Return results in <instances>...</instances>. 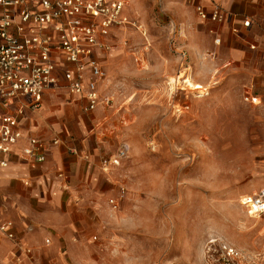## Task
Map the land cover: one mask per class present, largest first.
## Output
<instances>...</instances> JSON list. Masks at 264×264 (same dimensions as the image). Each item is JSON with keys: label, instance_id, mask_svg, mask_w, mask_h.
I'll list each match as a JSON object with an SVG mask.
<instances>
[{"label": "rangeland", "instance_id": "374dc122", "mask_svg": "<svg viewBox=\"0 0 264 264\" xmlns=\"http://www.w3.org/2000/svg\"><path fill=\"white\" fill-rule=\"evenodd\" d=\"M123 2L130 23L108 30L101 82L112 99L113 137L128 145L117 191L99 197L72 250L54 241L39 258L215 264L225 243L239 264H264V215L252 217L238 202L264 188V0H251L250 31L224 28L219 44L211 32L217 23L200 19L187 0ZM182 72L196 88L171 82ZM8 250L0 239V264H12Z\"/></svg>", "mask_w": 264, "mask_h": 264}, {"label": "crops", "instance_id": "0c3cea01", "mask_svg": "<svg viewBox=\"0 0 264 264\" xmlns=\"http://www.w3.org/2000/svg\"><path fill=\"white\" fill-rule=\"evenodd\" d=\"M187 1L194 13L195 4L207 7L217 4L226 13V19L211 28L215 44L220 43L215 39L221 40L220 30L224 28L235 35L252 29L251 15L256 5L251 0ZM244 18L251 20L249 27L242 25ZM246 43L248 48L252 43L256 47L252 41ZM104 54V51H96L102 66ZM99 89L101 92V84ZM21 101L25 103L18 119L22 138L9 153H0V160L7 162L5 167H0V220L12 221L16 241L2 235L0 239L8 245L12 264H53L39 258L40 249L63 240L67 251L72 250L74 240L81 239L78 237L84 235L81 233L95 217L99 197L117 191L119 165H104L103 161L116 153L121 141L113 137L111 105L100 104L93 111H84V96L71 95L64 86L47 89L36 106H32L30 97H23ZM18 105H12L11 110ZM27 136H35L46 144L43 161L38 162L23 153ZM54 139L58 142L53 143ZM106 201L113 207L114 196L108 195ZM37 232L42 238L40 245H37L40 243ZM18 245L29 247L32 259H28Z\"/></svg>", "mask_w": 264, "mask_h": 264}, {"label": "built area", "instance_id": "2783aa9c", "mask_svg": "<svg viewBox=\"0 0 264 264\" xmlns=\"http://www.w3.org/2000/svg\"><path fill=\"white\" fill-rule=\"evenodd\" d=\"M195 13L200 19L218 24L227 16L217 4H195ZM129 23L123 0H0L1 154L9 153L22 138L18 119L25 108L23 97H30L32 106H36L47 89L64 86L71 95L84 96V111H93L100 104L111 105L112 99L104 97L99 89L105 71L96 51L109 50L104 40L109 38V28ZM250 24V19L242 20L244 27ZM219 41L215 39L216 43ZM249 48L254 49L255 45L249 44ZM245 99L258 101L251 94ZM15 103L20 105L11 110ZM26 139L23 153L43 161L44 141L35 136ZM127 154L128 145L121 142L116 153L103 164L118 166ZM6 165V160H0V167ZM238 202L250 216H263L264 188L255 194L240 195ZM0 235L16 241L11 220H0ZM18 246L32 259L29 247ZM239 259L234 247L221 243L213 260L215 264H239Z\"/></svg>", "mask_w": 264, "mask_h": 264}, {"label": "bare ground", "instance_id": "6f19581e", "mask_svg": "<svg viewBox=\"0 0 264 264\" xmlns=\"http://www.w3.org/2000/svg\"><path fill=\"white\" fill-rule=\"evenodd\" d=\"M183 72L178 75L176 78H171V82H177V80L179 81V79H183L182 81L186 83L187 86H189L191 89H194L196 88V84L194 82H192L191 79H189V77H185V76H182ZM202 91V90H201ZM204 92V91H203Z\"/></svg>", "mask_w": 264, "mask_h": 264}]
</instances>
